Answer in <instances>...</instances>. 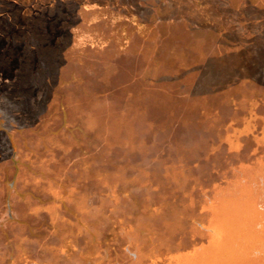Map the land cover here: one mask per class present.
I'll return each instance as SVG.
<instances>
[{
  "label": "rangeland",
  "instance_id": "rangeland-1",
  "mask_svg": "<svg viewBox=\"0 0 264 264\" xmlns=\"http://www.w3.org/2000/svg\"><path fill=\"white\" fill-rule=\"evenodd\" d=\"M251 1L0 0V264H264Z\"/></svg>",
  "mask_w": 264,
  "mask_h": 264
},
{
  "label": "crops",
  "instance_id": "crops-1",
  "mask_svg": "<svg viewBox=\"0 0 264 264\" xmlns=\"http://www.w3.org/2000/svg\"><path fill=\"white\" fill-rule=\"evenodd\" d=\"M3 1L11 4H17L20 3L21 0H3ZM251 2H253V5L252 6L250 5L244 11L243 10L241 11L240 8L241 6L236 7L237 5L236 6L233 5L230 7L234 12L238 13L239 15L244 13L248 14L246 18L239 19L238 21L239 26L241 28H258V31L254 34L255 36H257V38L256 40H254L253 44H256L257 47L259 46L262 47V45L264 44V0H252ZM24 7H31V5L26 4Z\"/></svg>",
  "mask_w": 264,
  "mask_h": 264
}]
</instances>
